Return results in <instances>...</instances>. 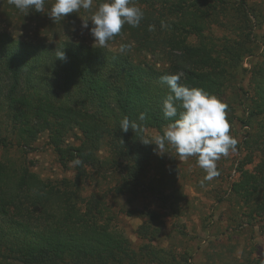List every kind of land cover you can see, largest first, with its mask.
<instances>
[{
  "label": "trees",
  "instance_id": "16d2710c",
  "mask_svg": "<svg viewBox=\"0 0 264 264\" xmlns=\"http://www.w3.org/2000/svg\"><path fill=\"white\" fill-rule=\"evenodd\" d=\"M1 2L10 11H4L3 15L11 17L14 11L13 16H17L19 10L9 0ZM101 2L104 0H94L93 6L96 8ZM221 2L132 0L144 17L138 27L123 25L113 38L121 41L120 48L127 46L124 51L119 48L114 52L68 38L23 42L0 30V114L20 140H35L40 132H49L50 145L57 153L60 156L66 153L72 160L80 159L82 166L97 164L104 169L105 162L100 163L96 154L101 140L107 138L113 155L110 162L106 161L107 169L120 167L133 182L137 178V166L140 170L155 148L142 143L144 131L150 128L159 131L176 119L163 117L161 104L169 89L161 77L179 75L180 85L203 89L219 100L242 59L250 53L243 42L216 45L202 34L205 25L217 18ZM50 7L45 0V15ZM225 11L221 12L225 14ZM256 18L262 19L259 15ZM89 26L93 27L92 23ZM191 35L199 37L197 44L189 42ZM58 51L64 52V59L56 57ZM143 52L158 59L149 60ZM261 70L252 78L247 105L248 117L260 120L264 119ZM141 113L146 114L144 121L138 120ZM124 117L141 124L143 132L131 129L122 132L119 124ZM74 128L80 132L82 144L62 151V136ZM0 142L4 144L3 140ZM26 174L12 189L0 186V261L138 264L137 253L126 239L97 225L99 211L82 216L71 203L76 200L90 205L92 202L95 210L100 205L95 197L86 201L78 197L76 189L70 191L85 173H80L72 185L63 182L62 189L49 186L46 194L34 197L29 184L33 177ZM259 178L263 186L258 189H264V177ZM239 189L248 195L246 187ZM60 199L64 200L65 208L55 217L48 209L54 200L57 203ZM146 255L151 261L156 259V264L171 263L169 255L150 249ZM246 264L261 263L256 260Z\"/></svg>",
  "mask_w": 264,
  "mask_h": 264
},
{
  "label": "rangeland",
  "instance_id": "374dc122",
  "mask_svg": "<svg viewBox=\"0 0 264 264\" xmlns=\"http://www.w3.org/2000/svg\"><path fill=\"white\" fill-rule=\"evenodd\" d=\"M1 1L0 30L18 41L68 38L94 45L89 31L91 21L87 29L81 27V20H90L94 6L52 20L45 12L32 10L18 11L16 17L12 11L11 17H6L3 12L10 11ZM221 1L217 18L205 25L202 34L216 45L243 42L250 53L242 59L219 99L227 105L229 135L237 141L235 151L216 161L219 176L204 180L206 173L197 165L196 157L181 159L166 145L164 154L153 149L140 170L137 166V178L131 182L122 168L107 169L113 159L107 138L101 140L96 154L100 163L105 162L104 169L97 164L74 166L72 158L66 153L60 156L50 145L49 132H40L35 140L25 142L11 133L5 116L0 114V140L5 144L0 142V186L12 189L26 172L33 177L29 179L32 197L43 196L49 186L62 189L63 182L72 185L80 173H85L70 191L76 189L78 197L86 201L95 197L100 205L95 210L92 202L71 203L82 216L99 211L97 225L126 239L137 253L138 264H156V259H148L147 249L169 255L170 264H246L256 260L264 264V189H258L263 186L259 177H264V119H252L247 112L252 78L264 65V0ZM222 9H226L225 14ZM198 41L196 35L189 38L192 44ZM120 43L112 39L105 47L119 51ZM143 55L149 60L158 59L145 52ZM261 72L259 76L264 77V68ZM166 127L159 131L147 129L143 137L152 140ZM81 144V134L74 128L62 136L61 150ZM242 186L248 189V195L240 191ZM63 201L54 200L48 212L58 217L65 208Z\"/></svg>",
  "mask_w": 264,
  "mask_h": 264
},
{
  "label": "clouds",
  "instance_id": "9594fccd",
  "mask_svg": "<svg viewBox=\"0 0 264 264\" xmlns=\"http://www.w3.org/2000/svg\"><path fill=\"white\" fill-rule=\"evenodd\" d=\"M9 3L21 12L32 10L41 13L45 10V0H9ZM93 3L94 0H54L47 15L52 20H62L81 9H92ZM143 17L144 13L132 4V0H104L97 5L90 20H81V27L87 29L88 21H91L93 27L89 31L94 45L104 48L121 32L123 25L138 27ZM126 47L121 45L120 50L124 51ZM56 57L64 59V52L58 51ZM179 79V75L161 77L162 83L169 89V94L161 104L163 117L176 119L167 125L162 135H156L152 140L144 139L142 143L155 145L159 154L166 153L167 145L181 159L196 157L197 165L206 173L204 180L210 181L220 174L216 161L236 149L237 141L229 135L227 105L203 89L180 85ZM145 119L144 113L138 116L139 121ZM119 129L125 133L129 129L136 133L144 130L141 124L127 117L120 121ZM71 163L79 166L82 161L77 158Z\"/></svg>",
  "mask_w": 264,
  "mask_h": 264
}]
</instances>
